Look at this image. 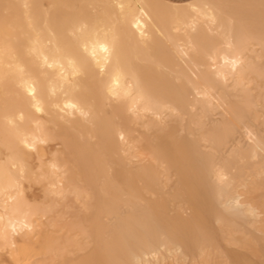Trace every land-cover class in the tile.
Listing matches in <instances>:
<instances>
[{
	"label": "bare ground",
	"instance_id": "1",
	"mask_svg": "<svg viewBox=\"0 0 264 264\" xmlns=\"http://www.w3.org/2000/svg\"><path fill=\"white\" fill-rule=\"evenodd\" d=\"M6 1L0 13L9 27L0 28L2 246L17 251L55 207L29 203L23 181L32 178L47 182L52 203L73 192L93 212L90 264H164L162 249L182 264L186 245L160 219L167 210L162 181L175 169L180 181L211 189L226 244L261 254L254 233L264 240V131L246 122L261 117L252 84L264 79L257 48L264 49V0L253 4L261 7L259 22L240 9L243 0H82L92 9L80 12L67 0L71 20L63 25L42 0ZM52 1L55 10L58 0ZM157 45L170 52L158 57ZM165 60L172 65L166 71L140 68ZM60 128L85 140L79 155L96 192L72 185L63 153L43 160L41 144ZM197 234L193 264L229 263L202 224ZM25 255L34 264V255Z\"/></svg>",
	"mask_w": 264,
	"mask_h": 264
},
{
	"label": "rangeland",
	"instance_id": "2",
	"mask_svg": "<svg viewBox=\"0 0 264 264\" xmlns=\"http://www.w3.org/2000/svg\"><path fill=\"white\" fill-rule=\"evenodd\" d=\"M164 1H184V0H164ZM256 1L257 0H243L244 4L240 7V9L243 12H247L250 16L257 15L259 22L260 16H258V14L260 15L261 13V7L253 6V4ZM2 2L6 6L7 1L2 0ZM2 2L0 0V3ZM42 2L45 5V7L50 11L51 19L54 18L52 16L57 15L56 20L59 25H63L65 20L67 21L71 20V18L69 17L71 14H68L66 16L67 11L68 12L72 11L70 7V2H68L67 0H62V1L58 0V6L56 7L55 10H53L52 8L53 7L52 0H42ZM73 2L75 6L73 10H75L76 12H80L81 9L82 11L83 9L84 11L85 9L87 10L92 9V6L88 3H87L88 7L83 8L82 0H73ZM2 4H0V8H1L0 13H3L5 11V6L4 4L2 6ZM80 6L82 8H80ZM62 11L65 13L63 14ZM76 12L73 11V13ZM58 13H62L63 15L61 14L59 15ZM63 16H65L64 18L66 17L68 18L62 19ZM0 28L9 29L8 25L5 23H0ZM156 47L154 53L157 54L158 57L160 58L164 57L170 52L169 48L163 45H157ZM257 48H259V51L262 52L263 55L262 62L264 63V49L261 50L259 46ZM165 62L164 65H159V66L155 64H149L148 65L149 67L153 66L150 67V69L147 66V64H143V67L145 68H143L142 66H140V68H142V70L143 69L146 70L147 68L148 70L151 71L153 70V72H156L158 70L166 71L169 70L166 68L167 65L169 66V68L172 67V65L168 63V61L166 63ZM263 81L264 79L259 80L258 83L252 84L255 87L254 93L259 95L261 99L260 100L261 104L259 107V112H260L259 115H261L262 118L251 117L246 122L247 127L253 130H257L261 133L264 131V82ZM11 83H12L11 81H8V84ZM214 117L218 118L219 115L217 114ZM49 125L53 127L54 124L51 123ZM247 127H243L242 129L247 130ZM243 135L244 134L242 131L240 137L238 134L239 137L238 139L244 141L245 138ZM85 145H86L85 140L76 136L70 129L68 128L55 129L53 131V138L47 141L46 143L41 144L42 152H43L42 158L43 160L52 158L53 154L57 151L58 153H63L67 158L66 166L64 169L67 170L68 179L72 183V185L82 189H91L92 191H95V189L97 188L95 187V181L94 180L91 181L90 179L91 177H89L87 165L84 159H82V157H80L79 155L80 149ZM2 147H3L2 143L0 142V148ZM29 160L32 166H37L39 163L38 156L34 152H32V154L30 155ZM174 170L175 169H172L170 172L171 175H169V178L172 176L170 178L171 179L170 183H169L170 179L169 180L165 179L162 181V185L164 184V186L166 187L165 189V187L162 186L165 194L162 192L159 193V195L165 198L164 201L167 202L166 203L167 210L165 216H163L160 219L163 228L167 230L175 229L178 239L184 241L186 245L188 256L185 258L182 264H193L194 259H197L199 256V242H197L198 224H202L205 228L208 229L209 233L214 238L215 245H219L223 247L224 250L227 251L229 255L228 264H264V240L261 239L262 234L254 233V236L257 239L256 242L258 248L261 253L260 255H256L252 251L246 248L239 247L237 245L226 244L224 240V235L219 230V227H217L218 225L215 221V211H213L214 201L212 199L211 189L205 185L200 184L199 181H194V180L184 181V182L180 181L177 171ZM172 178H174L173 181ZM215 179L216 178L214 176L210 181H215ZM46 183H47L46 181H39L32 178H28L23 181L24 193L27 196V199L30 204L41 207L53 205L55 207L48 215L44 217L43 216L40 217L37 226L38 228L36 227L34 236H28L27 239H21L17 251H13L8 246H2L0 243V264H19V263L23 264V260L26 257L25 254L34 255L33 258V260L35 259L34 264H51L55 259L57 260H55V262L52 264H90V259L93 256L96 247L94 243L90 242V238L86 233L89 230L88 227L90 224V220L93 217V212L84 210L82 205V198L80 199L77 198L73 192L70 193L67 196V198H65L64 200H59L57 204L52 203L50 197L46 196V187H47ZM167 187L168 188L170 187L171 189L169 190ZM167 195L169 198L170 197L171 198L169 199ZM147 197L150 198L149 195H147ZM48 234H50L49 237ZM162 251L166 259L164 261V264H170L171 262L173 264H176L174 259L175 255L173 252H167V251L164 252L163 249ZM167 255L168 256L171 255L172 259L170 258V256L169 258H167L168 257ZM51 258L53 259V261H50L52 260ZM168 259L170 260L169 262ZM24 263L32 264L25 260Z\"/></svg>",
	"mask_w": 264,
	"mask_h": 264
},
{
	"label": "crops",
	"instance_id": "3",
	"mask_svg": "<svg viewBox=\"0 0 264 264\" xmlns=\"http://www.w3.org/2000/svg\"><path fill=\"white\" fill-rule=\"evenodd\" d=\"M185 1H189V0H184V1H174V2H185Z\"/></svg>",
	"mask_w": 264,
	"mask_h": 264
}]
</instances>
